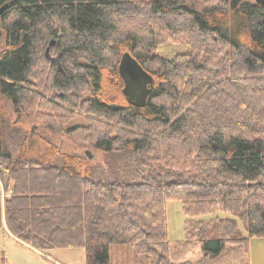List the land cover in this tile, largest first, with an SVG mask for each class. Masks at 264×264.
<instances>
[{"label":"trees","instance_id":"16d2710c","mask_svg":"<svg viewBox=\"0 0 264 264\" xmlns=\"http://www.w3.org/2000/svg\"><path fill=\"white\" fill-rule=\"evenodd\" d=\"M6 2L0 94L56 133L84 112L87 124L65 132L94 143L107 168L84 170L88 154H59L49 140L43 153L35 140L27 147L0 108V229L44 255L83 248L85 264H111L112 244L151 264H250V239L264 237V6L0 0V8ZM53 37L60 70L43 51ZM169 39L190 49L168 59L157 47ZM124 54L150 75L144 103L124 93ZM171 199L186 217L175 244ZM199 247L202 257L190 261Z\"/></svg>","mask_w":264,"mask_h":264},{"label":"rangeland","instance_id":"374dc122","mask_svg":"<svg viewBox=\"0 0 264 264\" xmlns=\"http://www.w3.org/2000/svg\"><path fill=\"white\" fill-rule=\"evenodd\" d=\"M122 26L123 30L132 28L126 23H122ZM51 39L55 38L53 37L50 38V40ZM56 43L57 39H55L53 46H50L48 50V56L46 55L45 51V48L48 44L45 46L43 51L47 60L52 62L53 65L55 63L56 68L60 70V53L55 49ZM189 49L190 46L186 43L182 41L175 42L170 39L168 41L159 43L157 47V51H159L164 57L168 59L172 58V56H174L176 53H182V51H187ZM106 82L111 85V82H113L112 77H107ZM111 90V95L115 96L116 94L114 87ZM0 108L2 111H4L8 124H10L11 127L14 126V128H18L19 134L23 133L26 135L27 147L30 146L29 143L35 140L39 146L38 150L40 153H43L49 146L46 140H49L51 144H54L57 149H59V154L75 152L81 155V153L88 151L92 157L90 160L84 162L81 165L83 169L85 170L88 166H91L95 170V175L99 171L106 170L107 165L104 163L105 155L93 145L94 143L91 144L87 140H81V137L79 138L76 134L68 135L67 132H65L68 127L87 124V119L84 112L79 111L78 113L71 115L68 118V121L62 127L61 131L56 133L53 132L50 127L45 126V123L42 124L41 121L30 117L25 111L17 112L14 110L12 103L5 99L1 94ZM6 143L10 149H12L14 155L17 156V154H19L20 148L16 145V143H13V136L6 134ZM60 156L61 155H59V157ZM127 180L138 181L140 179L139 177L130 176V178ZM181 207L182 201L179 199H171L167 200L166 202L168 220L167 232L171 244H175L178 242V240H183L185 238L184 221L186 217ZM217 214L224 215L225 213L219 212ZM239 224L240 228L242 229L240 222ZM242 231L245 235L244 229H242ZM213 237H216L215 233L210 236V238ZM250 240V264H264V239L251 238ZM110 246L111 264H151L150 258L145 255L143 256L137 254L129 245L112 244ZM202 251L203 250L200 247L196 248L190 252L187 257L190 261L194 262L202 257ZM2 253H4L6 258L4 264H85L83 248H55L51 250L48 255H44L40 251L38 252L36 250H32L29 246L18 242L16 239L8 236L2 229H0V256ZM42 255H44L48 260L44 259Z\"/></svg>","mask_w":264,"mask_h":264},{"label":"water","instance_id":"95a60500","mask_svg":"<svg viewBox=\"0 0 264 264\" xmlns=\"http://www.w3.org/2000/svg\"><path fill=\"white\" fill-rule=\"evenodd\" d=\"M258 5L264 6V0H254ZM10 3L6 2L1 8L0 13L5 10V8L9 7ZM55 43V39H51L49 44L46 46L45 51L48 56V50L50 46H53ZM121 63L119 66V70L123 75L125 87L124 93L127 94L129 99L132 102H142L144 103L146 98L149 95L151 87H149L150 75L142 70L141 66L131 59L128 54H124L121 58ZM86 154L91 158V154L88 151H85Z\"/></svg>","mask_w":264,"mask_h":264},{"label":"crops","instance_id":"0c3cea01","mask_svg":"<svg viewBox=\"0 0 264 264\" xmlns=\"http://www.w3.org/2000/svg\"><path fill=\"white\" fill-rule=\"evenodd\" d=\"M7 229V228H6ZM7 234V233H6ZM8 235V234H7ZM8 236H10V235H8ZM12 237V236H11ZM13 238V237H12ZM260 238H262V239H264V237H260ZM260 238H258V239H260ZM25 245V244H24ZM26 246H28V245H26Z\"/></svg>","mask_w":264,"mask_h":264}]
</instances>
